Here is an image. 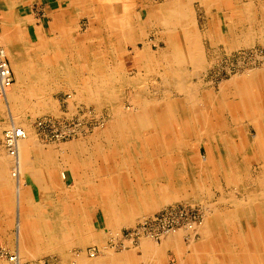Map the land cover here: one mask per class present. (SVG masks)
<instances>
[{"label":"bare ground","instance_id":"1","mask_svg":"<svg viewBox=\"0 0 264 264\" xmlns=\"http://www.w3.org/2000/svg\"><path fill=\"white\" fill-rule=\"evenodd\" d=\"M191 1L192 0H165L164 3L150 9L148 16L150 20L154 22V25H157L158 35L163 39L164 43V47L157 51V53L152 52L151 45L144 41L146 38L145 36H147L145 30L147 27L142 28L140 23L137 22L138 20L136 21L130 14H126L128 25L125 28L121 29L117 26L116 44H112L115 38L111 39V37L106 34L102 35L99 30L101 28V21L99 18L103 19L102 23H104L108 29H114L115 26H113L109 18V6L107 4L105 6L104 3L102 4L103 6L100 5L99 0H90L91 6L96 7L98 4L96 9L101 7L104 14L99 15L98 13L97 15L92 14L90 16L92 21L91 36L89 39L85 38L81 39L82 41L77 40L75 42L76 53L72 55L73 59L70 65L69 61L65 59L64 54H60L51 60H43L38 50L32 48H30V50L27 49L25 54H21L18 49L15 51L6 49L17 77V81L13 84L12 89L9 92L7 91L8 93L6 92L4 96L5 104H2L10 110L22 108L23 105L26 106L28 104V108L34 110L35 104L33 100L36 98L42 101L41 98L45 97V85H43V81H46V79L51 76L60 78L59 81L62 84L66 82V77L71 76L70 89L72 88L75 90L78 97L84 95L98 101V99L100 100L103 96L102 99L104 98L107 103L112 104L113 102L118 104L122 100L124 92L121 90V85L128 84L134 88V94L131 96L132 104L130 111L126 112L127 115L119 117L115 127L110 130L109 137L104 138L105 141L101 139V144L100 142H95L91 158L95 160L105 159V161L111 158V161H114V158L120 160L126 157L132 167H135H133L131 174L127 172L128 176L141 175L142 171H140L141 168L139 167L145 166L148 168L147 173H150L149 179L143 177L137 178V176L121 179L119 176L124 173L119 171L117 178L113 180V184H110V179H107L104 162L101 164L100 169L95 167L96 170H92L101 176L98 183L93 185L94 183L90 180V177H78L80 174L87 175L90 173L91 175L92 171L89 169L90 160H84L86 161L84 162L82 161L83 159L77 158L74 154L73 156L69 154L68 156L70 157L68 161H71L70 163H72L73 166L84 163L88 168H85L84 171H82L83 169L79 171L81 167L78 169L81 173L78 174L77 177L75 175V184L71 193H121L117 196L112 194L108 195V199L103 198L102 195H97L98 199L96 198L97 201L95 204L103 208L106 202L110 206H115L116 202L117 204L121 203L127 206L132 202H144L148 200V209H152V205L156 201H153L152 197L154 196L155 190L158 191L160 189L157 187L158 184L157 186L155 184L156 176L164 178L165 180L168 179L164 182L162 190L166 192L163 194L164 199L167 200L166 202H169L171 198L172 200L175 199L176 194L182 189L183 182L181 181L187 179V173L189 172H186V169L183 172L184 175H182L183 173L181 174V171L186 168L187 163H189V168L192 164H196L197 167L201 168V165L212 162L210 160H212L214 156L210 151L209 158H207L206 161L201 160L202 162L199 161L194 154L188 156L186 151L188 142L195 141L196 138L198 142H201V135L203 133H205L208 138L207 143L216 142L213 153H216L215 157L219 163L220 169L218 168L217 170H220L221 173L225 170L224 176L226 180L227 178L229 180V176H227L228 173L230 174V180L232 179L231 176L235 177L237 175L235 180L237 179L238 181L237 166L240 164L237 165L235 161H239L237 158V151H239V149L237 150L232 144L235 142L237 130H233V126L226 123L227 120H225V118L227 117H224L223 113L218 114L219 121L217 122V129L219 130H215L214 125H208L207 117L204 116L205 110L208 109V105L206 104L208 102L211 103L212 107L218 108L219 111L224 109L225 104V108L228 110L227 112L230 113L232 120H235L236 126L239 124L238 120L243 118L248 119L253 127L255 135L253 138L251 135H246V145H250L252 148L255 144L258 145L260 143L258 147L262 150L264 149V97L262 96V88H264V68L262 70L249 71L245 77L229 80L231 84L233 83V86L228 88L230 84H228V86L224 84L217 92H202L201 94V91L195 86H189L187 84L194 72L195 74L197 73L195 69L202 67L204 64L201 40L197 32L198 29H196L195 26ZM199 1L210 9L211 3L209 1ZM72 4H74V6H72V13L77 19V0H72ZM96 9L91 11L97 13ZM230 30L232 32V27L229 28V31ZM86 39H88V41ZM137 40H142V47L136 49L138 54L135 56V63L133 62L137 71L134 75L129 76L124 71V56L126 50L121 47L120 43L121 41H126V43L129 42L135 45ZM4 53L6 55L5 51ZM79 60H83L87 67V73L92 86V92L88 93L89 95L86 93L87 90L85 86L78 89L79 83L76 62ZM44 62H46L45 65H47V70L45 71L43 69ZM190 67H192L191 70H194V72H187ZM144 73L156 74L161 79V85L165 86V88H169H167L168 90H163L162 98H159V95L157 96L156 93L146 89L147 76ZM228 95L237 96V100L232 106H229V103L225 102ZM44 105L46 108L45 103ZM13 116V123H16ZM16 127L21 128L25 132V137L16 139L17 143L14 154H10L6 151L11 159H13L10 174L14 178L13 181L15 180L17 182V185H15L16 188L14 189L17 193L30 191V186L25 179L24 171L27 165H32L35 170V182L38 184L41 193H47L46 190L51 188V186L42 182V180L44 181L42 175L46 177L45 180L51 178V172H56L60 166L58 165L59 161H55L56 164L52 165L45 162L47 161V155H42L40 153L41 146H38L39 144L33 139L29 128L25 127L24 123H22V126L11 124L7 128ZM237 128L241 132V127L237 126ZM165 131L168 136L167 140L163 135ZM33 132L35 134V131ZM244 132L245 134L250 133L248 129H245ZM227 134L231 135L234 141L232 140L231 142V139L226 137ZM126 143L133 145L132 151L128 153L123 151ZM261 144L263 146H261ZM235 145H237V143ZM163 152L166 153L164 154V158L168 163V172H163L162 176H160L162 167L158 170L156 163H158L157 159H159L158 157ZM229 153L231 155H229ZM229 161H231L232 167L227 165ZM87 162L89 164H87ZM155 168L158 171H155ZM153 171L156 173L155 176L152 175ZM185 175L186 177H184ZM60 177L61 179L65 178L64 172L60 173ZM172 181H176L177 187L173 186L172 188ZM257 181L259 182V192L254 190L248 192L246 194L247 201L244 204L233 201L234 208L224 214L218 210L212 213L208 208V210L205 209V218L195 226L192 234L199 230V227L204 221L216 223L229 221L241 228L245 222H249L251 219L256 223V216L258 213L262 214L264 217V183L263 179L260 180L258 178ZM21 183L27 184V188L21 189ZM89 183L90 186H87ZM171 190L173 192L172 194L167 193ZM183 195H185V197H183ZM178 196L186 199L188 198L186 193H179ZM92 207L94 206L91 205L90 208ZM103 211H105L107 219L112 214L109 210H105V206ZM132 219V217L127 216L125 219L122 218L120 220V217H115L114 215L109 222L114 223L115 225L113 226H118L130 222ZM179 232H182V230ZM101 236L102 235H98L96 238L97 242H101L103 239ZM187 238H189L188 235ZM95 254L90 256L88 252L87 255L91 258L94 257Z\"/></svg>","mask_w":264,"mask_h":264},{"label":"rangeland","instance_id":"2","mask_svg":"<svg viewBox=\"0 0 264 264\" xmlns=\"http://www.w3.org/2000/svg\"><path fill=\"white\" fill-rule=\"evenodd\" d=\"M192 1H191V9L194 13L193 17L195 21V26L196 29H198L197 32L201 40V48L203 52L202 54L204 56L203 57L204 64L202 67L195 69V71H197L196 74L194 70H191L192 67L189 68L187 72L188 73L194 72L195 74V75L193 74L192 78H189L188 80L189 83H187L189 86L190 85L195 86L197 89H199V91H201V94L202 92L203 93L217 92L219 91L220 87H222L224 84H227V86L228 84H230L228 88L232 87L233 83L231 84L229 80L233 78L245 77L249 73V71L262 70L264 68V0H207L211 3L210 9L205 7V5L201 3V1L199 0H192ZM99 2L100 5L104 3L106 6L107 4L110 9L108 11L109 18L113 26H115V28L108 29L104 25V23H102L103 19L99 18V20L101 21L100 23L101 28L99 30L101 31L102 35L106 34L109 37H111V39L115 38L112 41V44H116L117 26H119L121 29L125 28L128 25L126 14H130L132 18H134L136 21L138 20L137 22L140 23V26L142 28L147 27V29L145 28L147 36H145L146 38L144 39V41L151 45L152 52L157 53V51H159L164 47L163 39H161L158 35L157 25H154V22L150 20L148 13L151 8L153 7L155 8L159 6L160 4L164 3L165 0H105V1L99 0ZM96 7L91 6L90 0H77V7H76L77 30H75L74 33V38H77V40L82 41L81 39H85V38L89 39V37L91 36L92 21L90 16L92 14L94 15H97L98 13L99 15L104 14V12H102L101 7L98 9H96ZM95 9L97 13L92 12ZM29 10L35 13L37 16L40 15L43 16V14H39V7L33 6L29 8ZM40 11H42V9H40ZM231 27H232V32L231 30L229 31V28ZM88 39L86 40L88 41ZM120 44L121 47L125 48L126 50L124 56V63H125L124 71L127 75L132 76L137 71L134 65L135 63L134 59L135 56L138 54L136 49L142 47V40H137L135 42V45L129 42L126 43V41L125 42L121 41ZM30 45L31 44H29V46ZM29 48L27 45V49ZM48 56L50 55L49 54L46 55V59H48ZM76 66H77L78 83L79 85H81V86L78 85V89L85 86L87 90L86 93L87 94L91 93L92 86L90 83L91 81L89 75L87 73V67L85 62L83 60H79L78 62H76ZM145 75L147 76L146 89L149 90L150 92L156 93L157 96L159 95L158 96L159 98H162L163 90L165 89L168 90L169 88L168 87L165 88V86L161 85V79L156 74L146 73ZM121 90L122 92H124L122 96V100L118 104L115 102H113L112 104V103H107L104 100V98L102 99L103 96L101 97L100 100L98 99V101L94 100L93 98H88L81 94L79 98L76 95V91L73 90L72 88L70 89V86L67 85L62 87L48 86L47 88L45 87V93H44L45 97L41 98L42 101H39V99L36 98L33 100L35 104L34 110L28 108L29 104L26 106L23 105L22 108H15L10 110L5 105H2L5 104L4 102L5 97L3 98L0 96V143H2L3 131L7 127H9L11 124L22 126V123H24L25 127L29 128L31 132V136H33V139L39 144L38 146H41L40 153L42 155L45 154L47 155V159H46L47 161L45 162H48L49 165H52V164H56V162L59 161L58 165H60L56 172L54 173L51 172V178L45 180L46 177L42 175V177L44 178L43 182L46 183V185L51 186V188L46 190L47 193H41L40 189L36 186L37 183H34L36 184L35 186H33V191L35 193L34 201L31 197L30 199L26 197L24 200L22 196L21 201L23 200L24 202L22 201V205L20 207L18 206V193H12L11 202L14 211L13 213L14 229L11 231V234L15 233V235H17V230H16L17 217L19 216V214H21L19 213V207L20 209H22L23 207L25 208V202H26V208L28 209H30L31 206L33 205H38L39 207H42V209L44 208V210L47 207L58 206L59 211L62 212V208H63V211L66 214L62 213V217H65L67 221H69L70 219L69 218L70 211H73L74 215H76L77 214L76 208L79 211H81L82 208L85 207L88 208V210L91 211L93 215L100 221V227H105V233L100 234L102 235L101 237L103 238L101 242L96 241L97 235L96 233L94 234L93 244L91 245L90 248H88L86 255L91 249H94L96 251V254L94 257L91 258L88 257L87 255V258L94 259L98 255H100V253H105V252H111V253L114 252V255H119V253H123L130 248L137 247L142 239L150 240L148 237L142 236L141 238L139 237L131 241L128 240L129 238L128 234L134 227L138 228L143 222V220H145L146 218L158 215L159 213L165 211L164 210L165 207L167 208V207H171V205L181 206V204H186L188 212L187 215H185V218L186 220H188L187 222L189 221L198 222V214H199L198 212L200 211H201V221L203 220V218H205L204 212H206L205 209L207 208L212 213L215 210H218L224 214L227 213L228 211H231V209L234 208L233 201H238L239 203L244 204L247 201L246 194L248 192H252L253 190L259 192V185H258L259 182L257 181V179L258 178L260 180L263 179V183H264V149L262 150L261 148L258 147L260 143L259 144L257 143L258 145L255 144L252 148L250 147V145L249 146L246 145L247 144L245 139V137H247L246 135L249 136L251 135L252 138L255 135L251 123L246 118L238 120L239 124H237V126L241 127V132H240L235 124L236 123L235 120L234 119L232 120L230 113L227 112L228 110L225 108V104H224V109L219 111L218 108L212 107L211 103L208 102L206 103L208 105V109L205 110V114H204V116L207 117L208 125L209 124L212 126L214 125L215 130H219L217 129V122L219 121L218 114L223 113L224 117H227L225 118V120H227L226 123L233 126V130L235 131L237 130L235 136V142L232 144L233 146H235L237 150L239 149V151H237L238 153L237 158L239 161H235L237 165L240 164L239 166H237L238 181L237 179L235 180V177L237 175L235 177L231 176L232 179L230 180L229 173L227 174V176H229V180L228 178L226 180L224 176L225 170L222 171L223 174L220 172V175L217 174L218 171L214 172V174L209 173L206 175L209 176L211 180L208 179L206 180L207 184L204 188L201 189L200 194H194L197 192L192 193L190 192V190L188 191V189H184L183 185L185 182L183 181L182 189L180 190L179 193H186V196H188V198L187 199L183 198L185 197V195H183V197L178 196L179 193L175 192L178 193L176 194V198L173 200L171 198L169 202H166L167 200H165L163 197V194H165L166 192L162 190L163 184L164 182H166V180L164 178L156 177L155 176L156 173H154L153 171L152 175H154L156 178L155 184L156 186L158 184L157 187H159L160 189L158 191L155 190L154 193L155 197L154 196L152 197L153 201L158 200L157 202L155 201L153 203L152 209L151 208L148 209V205H149L148 200H145L144 202L143 201L141 202L137 201L135 203L132 202L130 205L127 206L121 203L117 204V202L115 203V206H110L106 202V204L104 205L105 210L107 209L109 210V212L112 213L108 219L106 217L105 211H103L104 206L102 208L95 204V202L98 199L97 195L99 196L102 195L103 198L108 199V195L112 194L117 196L118 194L120 195L121 193H71L75 184L74 182L75 175L77 177V175L81 173L79 172L81 171V169H83L82 171H84L85 168L86 169L88 168L84 163L82 164L80 163V165L73 166L72 163H70L71 161H68L70 157L68 156L69 154L72 156L74 154L77 158L83 159L82 161L90 160L89 169H91V171L96 170L95 167L97 169L98 168L100 169L101 164L105 162L106 175H107V179L108 178L110 179V184H113L114 182L113 180L117 178L118 176L117 174L119 171L124 173L122 175L120 174L119 178L121 179L123 178L126 179L129 177L133 178L134 176H137V178L143 177L145 179L147 178L149 179L150 177L149 176L150 173H147L148 168L145 166L139 167L141 168L140 171H142L141 175L137 174L134 176L133 175L128 176V173L131 174V171L134 166L132 167L131 163L126 157H123V159L120 160L114 158V161L113 160L111 161V158L107 159L106 161L105 159L95 160L91 158V153L93 151V146L95 142H100L101 144V139L105 141L104 138L109 137L110 130L115 127L119 117L127 115L126 112L130 111L131 109V104H132L131 96L134 94V88L131 85L123 84V86L121 85ZM9 91L10 90H8V92ZM262 96L264 97V88H262ZM57 98L59 99V106L57 105V109H56L55 108L56 106H54V104L51 103L55 102L57 104L56 102ZM236 100H237V96L234 97L232 95H228V98H226L225 102L229 103V106L230 105L232 106V104H234ZM44 103L46 104L47 109L45 108ZM12 116L16 123H13ZM45 119H51L52 121H54V126L51 127V124H48L45 130H41L37 127V124ZM66 128H71L73 129V131L66 132ZM245 129H248L250 133L245 134L244 132ZM32 130L35 131V134L37 135H35ZM54 130H56L57 133L54 132ZM56 134H59V138L55 137ZM163 135L167 140L168 136L166 134V131L164 132ZM201 137H202L201 142H198L197 138L195 141L193 140L188 142L186 151L188 156L194 154L196 155V158H198L199 161L201 160L206 161L207 158H209L210 152H212V155L214 157L216 156V153H213L214 147L216 146V142L207 143L208 138L205 135V133H203ZM226 137L228 139H231V142L232 140L234 141L231 135L227 134ZM236 143L237 145H235ZM1 145L3 149L0 153V161H10L9 167L11 173L13 159H11V157L7 154L6 150L4 149L3 143ZM263 145L261 144V146ZM132 148L133 145L126 143V146L123 148V151L125 153H128L132 151ZM165 152L161 153L160 156L158 157L159 162L162 163L166 162V159L164 158V154H166ZM111 154H112V149H111ZM229 155L231 154L229 153ZM214 157L212 159V162L216 164L217 158ZM87 164L89 163L87 162ZM157 166H158L157 167L158 170L162 167L161 169L162 172L160 176H162L163 172L166 173L168 172V165L166 166L157 165ZM79 168L80 170L78 171ZM212 168L213 167H211L210 169ZM218 168H219L218 166L214 167V170H217ZM157 169L155 171H158ZM30 170L31 173L30 175L27 176V182L33 184V177H34L32 175L33 169L30 168ZM61 172H64L66 179L65 178L61 179L60 177ZM79 176L90 177V180H92L94 183L93 185H96L98 183V180L101 179V176L93 171L91 172V175L90 173H88L87 175L80 174L78 175V177ZM202 176H203V172L201 171V180H202ZM184 177H186V175ZM191 178L192 177H190V179ZM13 179L14 178L10 174L9 176V180L11 183L10 186H12V188L14 189L16 188L15 185H17V182L15 180L13 181ZM20 185H21L20 186L21 189L27 188V184L21 183ZM176 185H177L176 181H173L172 188L173 186L177 187ZM87 186H90V183ZM186 190L190 193H187ZM167 193L172 194L173 192L171 190L170 192ZM91 205L94 207L90 208ZM30 215H31L30 213L26 215L23 214L22 215L24 216L23 220L27 221V218H29ZM49 215L53 216V214H49ZM114 215L115 217L116 216L120 217V220L122 218L125 219V217L127 216L132 217L133 219L130 222H127L126 224L113 226L115 224L109 221L112 220V217H114ZM173 219H175V216H173ZM256 219L257 222L261 223V225L262 222H264V217L260 213L257 214ZM20 221H21V217H20ZM254 223L255 222H253V219H251L249 220V222H245V224L243 225V227H245L246 229L245 232L249 236L252 235L250 230L252 229L258 230ZM249 224L251 225L252 229H250ZM82 232L83 231H81L80 233ZM184 232L186 233L187 236L188 231H184ZM189 234L191 235L192 233ZM194 234L196 235L197 232H195ZM190 235L188 236L191 237ZM166 237H164L163 239H165ZM58 238L59 235H57L55 238L52 235L51 239H49L51 241L49 244L53 245L55 248L57 246L59 247L61 243L59 242ZM193 238L195 237H191L189 239L193 240ZM28 239L29 237L28 235H26L22 240L19 239L18 241L16 239V236L13 237L12 235V239L9 240L8 243H10L11 241V244L13 245L14 243L22 244L25 247V251H26V253L23 254L20 253L21 257L23 258V256L25 254L27 255L28 253L27 249L29 248H26L27 246H25L27 245L26 243L28 242ZM64 241H66V239H64ZM48 261L46 262L49 264L57 263V261H53L54 263L52 261L51 262ZM70 264H85V262H79L76 260V258H74L73 262Z\"/></svg>","mask_w":264,"mask_h":264},{"label":"crops","instance_id":"3","mask_svg":"<svg viewBox=\"0 0 264 264\" xmlns=\"http://www.w3.org/2000/svg\"><path fill=\"white\" fill-rule=\"evenodd\" d=\"M33 6L39 7V10L42 9L43 16H37L30 11L29 8ZM72 6H74L72 0H0V48L6 52V58L13 73V84L17 81V77L6 49H11V51L18 49L21 54H25L28 45V48L38 50L43 60H51L64 54L69 65L72 63V55L76 53L75 42L77 41V38H74L77 19L72 13ZM29 44L31 45L29 46ZM48 54L50 56L46 59ZM45 64L46 62L43 64L44 71L47 70ZM70 77H66V82L62 84L59 81L60 78L51 76L43 81V85L45 87L70 86ZM12 86L9 90L12 89ZM56 102L57 104L55 102L51 104H54L57 109L58 98ZM1 144L0 153L3 149ZM158 160L157 165H168L167 162L162 163ZM9 164L10 161H0V249L3 248L8 253H18L25 262L34 263L49 260L48 262L57 261L58 264H70L76 258L77 261L85 262V264H264V222L262 225L259 222L254 223L258 230H253L249 225L252 229L250 230L252 235L249 236L245 232V227L239 228L235 223L229 221L220 223L204 221L197 230V234L190 235L195 237L193 240L189 239L191 237L187 239L186 233L182 231L168 236L160 242L142 239L137 247L130 248L119 255H114V252H105L100 253L94 259H88L86 253L93 244L94 234L96 233L98 237L105 233V227H100V221L88 208L84 207L81 211L76 208V215L70 211L69 221L62 217V213L65 212L63 208L60 212L58 206L47 207L44 210L38 205H33L28 209L25 202L26 209L23 206L20 209L23 201H21L22 196L24 200L26 197L35 200L33 191L34 183H36L35 170L32 165L26 166L24 175L27 181V176L31 173L30 168L33 169V184L28 183L30 191H22V195L18 193L21 221L18 216L17 235L13 232L11 234L14 229V211L11 200L12 193L17 192L10 186ZM216 165L219 167L218 162L216 164L210 162L201 165V168L196 164H192V168H189V163H187L186 168L181 171L183 173L186 169V172H189L187 181L184 180L183 188L192 193L197 191V193H201V188L207 184L206 180H211L206 174H214L218 171L217 174L220 175V170H214ZM227 165H232L231 161ZM209 167H213L212 170H209ZM201 171L204 176V178L202 176V180ZM190 177L192 178L190 179ZM36 186L39 188L38 184ZM188 191L187 193H190ZM22 213L31 214L27 221L23 220ZM49 214H53V216ZM81 231L83 232L80 233ZM12 235L16 236L18 241L26 235L29 237L27 245H25L26 248H29L27 249L28 253L23 258L20 253H26L25 247L17 243L13 245L11 241L8 243L12 239ZM52 235L54 238L59 235L58 239L61 243L59 247L56 245L55 248L49 244ZM0 264L11 263L0 257Z\"/></svg>","mask_w":264,"mask_h":264},{"label":"built area","instance_id":"4","mask_svg":"<svg viewBox=\"0 0 264 264\" xmlns=\"http://www.w3.org/2000/svg\"><path fill=\"white\" fill-rule=\"evenodd\" d=\"M39 14H43V10H39ZM13 73L6 58L4 51L0 48V96L4 97L6 92L10 89L13 84ZM51 124L54 126V121L51 119H45L37 124V127L41 130H45L46 126ZM73 131L71 128H66V132ZM56 132V130H54ZM64 132V133H66ZM57 133V132H56ZM25 137V132L19 128H7L3 131L2 143L6 151L10 154L15 153L16 143L18 138ZM55 137L59 138V134ZM165 211L159 213L158 215L148 217L141 225L137 228L134 227L128 234V240L133 241L136 238H141L142 236L148 237L154 242H160L164 237L171 234L178 233L180 230L188 231L187 234L194 232V228L201 222V211L198 212V222L186 220L185 215H187L186 204H181V206L171 205V207H165ZM199 211V210H198ZM175 216V219H173ZM125 244V243H124ZM96 253L94 249L89 250V255L93 256ZM0 257L7 260L11 264H49L46 261H38L34 263H28L23 261L18 253H8L5 249H0Z\"/></svg>","mask_w":264,"mask_h":264}]
</instances>
